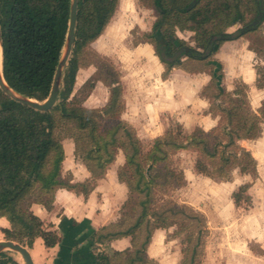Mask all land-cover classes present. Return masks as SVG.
<instances>
[{
	"label": "trees",
	"instance_id": "16d2710c",
	"mask_svg": "<svg viewBox=\"0 0 264 264\" xmlns=\"http://www.w3.org/2000/svg\"><path fill=\"white\" fill-rule=\"evenodd\" d=\"M120 2L79 0L73 52L64 70L59 101L50 112L18 103L0 89V218H6L11 226L4 233L9 240L26 241L29 247L39 237L47 247L60 242L59 233L46 228L31 207L41 204L51 210L56 191L61 188L85 195L90 191L89 184L71 183L62 175L65 152L57 132L70 126L66 131L71 133L69 137L76 144V154L92 174L93 181L105 176L120 150L126 158L118 175L129 188V198L122 207L121 218L95 232L94 248L124 237L131 238V247L125 251L98 253L99 264H154L148 255L154 234L166 227L171 216L178 215L190 222L189 227L199 229L195 241L190 240L183 250L182 264H201L204 217L194 210L190 214L187 209H176L173 205L155 207L156 188L168 184L162 182L158 171L166 157L162 148L168 144L176 150L184 149L183 143L157 140L149 152L144 151L134 128L122 120L123 89L109 65L105 66L104 74L111 87V98L104 108L84 106L97 78L84 85L90 88L84 97L74 94L81 55L104 33ZM71 3L72 0H0L3 76L17 94L39 102L49 97L66 45ZM153 6L158 18L145 38L155 45L157 56L166 66L164 77L173 68L188 72L213 69L212 57L221 46L248 34L252 35L250 47L259 54L264 52V33L259 30L262 24L251 26L264 12V0H153ZM237 23L241 28L228 33ZM178 31L194 33L196 47L188 46L177 35ZM218 72L213 85L219 80ZM263 85L260 82L259 86ZM223 94L219 90L213 97L218 100ZM220 111L223 120L216 135L197 129L187 139L189 146L198 149L203 158L218 161V175L222 176L234 160L242 157L249 164H255L250 152L238 142L261 137L264 102L259 114L253 112L247 100L239 99H233L230 106L221 107ZM196 167L200 173L209 174L203 159L197 161ZM0 264L19 263L5 252L0 255Z\"/></svg>",
	"mask_w": 264,
	"mask_h": 264
},
{
	"label": "rangeland",
	"instance_id": "374dc122",
	"mask_svg": "<svg viewBox=\"0 0 264 264\" xmlns=\"http://www.w3.org/2000/svg\"><path fill=\"white\" fill-rule=\"evenodd\" d=\"M157 18L153 0H121L119 9L103 36L88 46L81 55V68L74 94L79 93L84 97L90 90L89 86L84 88V85L90 79L97 78L95 88L84 103L85 107L102 109L106 106L111 95V87L104 74L106 65H109L118 78L123 89L122 96L125 92L133 95L136 90L139 93V79L146 81V61L135 57L133 52L139 44L147 42L145 35L152 31ZM193 36L194 33H181L188 46L196 47ZM189 65L196 67L192 63ZM247 89L244 85H237L239 97L226 92L219 100L211 97L216 94L214 89L204 90L203 95L209 96L212 103L218 104L216 106L228 107L233 99L249 102L248 96L251 95L247 94ZM142 92L141 90L140 93ZM221 107H214L212 111L218 114ZM252 108L260 111V105L256 104ZM68 127L70 126L58 129L57 135L62 141L72 139L69 137L71 133L66 131ZM219 128L214 131L213 136ZM262 129L261 137L244 144L256 157L255 164H249V160L242 157L234 160L232 167L226 168L222 176L218 175V161L203 158L198 149L190 147L187 139L190 135L184 134L182 126L174 120H171L170 127L162 136L141 140L146 153L157 140L163 143H173L176 140L185 147L176 150L166 144L162 148L166 157L158 171L163 177L162 182L168 184L156 188L155 207L173 205L176 209H187L190 214L194 210L204 217L201 228L204 244L201 264H264V124ZM80 153L83 154L82 150ZM77 157L81 159L80 156ZM200 159L207 164L209 174L197 170V161ZM247 165L248 168L244 170ZM211 175L216 176L212 178ZM5 223L0 220V241L9 240L4 229L11 226L9 222ZM189 226L190 222L182 215L170 217L166 227L159 229L152 247L154 264H182L183 250L191 243L190 240L195 241L198 237L199 229ZM21 244L30 248L26 241ZM7 253L19 264H25L18 253Z\"/></svg>",
	"mask_w": 264,
	"mask_h": 264
},
{
	"label": "crops",
	"instance_id": "0c3cea01",
	"mask_svg": "<svg viewBox=\"0 0 264 264\" xmlns=\"http://www.w3.org/2000/svg\"><path fill=\"white\" fill-rule=\"evenodd\" d=\"M240 28L241 24L228 31L234 33ZM259 30L264 33V22ZM181 33L192 34L189 31H178L177 35L181 39ZM251 38L252 35L248 34L225 42L212 57L213 69L188 72L182 68H173L166 77V66L157 56L155 46L149 42L139 44L133 53L135 57L146 61V81L139 79V93L136 90L133 95H127L126 92L123 94L122 120L134 128L140 140L162 136L170 127L171 120L178 122L183 133L190 136L197 129L206 133L214 132L221 126L223 115L221 112L214 113L212 108L216 109L218 104L203 95L208 87L209 90L214 89L216 94L220 90L223 95L227 92L232 93L233 97H239L236 94L237 85H244L248 88L247 94L251 95L248 96L251 108L257 104L261 110L264 85L260 87L259 84H264V52L259 54L250 47ZM216 72L220 77L216 85H213ZM110 98L111 95L106 105ZM253 112L260 113L255 110ZM248 141L254 140H241L238 143L257 161L253 153L245 148L244 144ZM62 145L65 152L63 177L69 178L71 183L89 184L90 191L85 195L61 188L56 191L51 210L41 204L32 205L31 211L44 222L45 227L59 233L60 242L54 247H47L44 239L39 237L28 249L35 264H99L98 253L125 251L131 247V238L124 237L94 248L95 232L121 218L122 207L130 195L128 186L119 180L118 175L126 163L125 154L120 150L105 176L93 181L92 174L77 157L74 141L67 138L62 141ZM0 220L8 222L6 218ZM159 232H155L148 248L151 260H154L151 252Z\"/></svg>",
	"mask_w": 264,
	"mask_h": 264
},
{
	"label": "water",
	"instance_id": "95a60500",
	"mask_svg": "<svg viewBox=\"0 0 264 264\" xmlns=\"http://www.w3.org/2000/svg\"><path fill=\"white\" fill-rule=\"evenodd\" d=\"M78 5H79V0H72L66 45L64 47L63 55L58 65V68H57V71L54 77L52 89H51L50 95L47 98V100L44 102H39L33 99H29V98H26V97H23L17 94L12 88H10L3 76V69L1 65V56H0V89L6 96H8L9 98H11L12 100L18 103H21L25 106H28L40 112H50L57 105L59 101V94H60V89L62 86L64 70L73 52L76 26H77V18H78ZM263 14L264 12L260 13L257 19L251 24L252 27H258L260 24L263 23ZM239 24L240 23L235 24L232 27V29L238 27ZM228 33H232V32L228 31ZM0 49L3 52L2 42H1V29H0ZM189 50H190V47H187V51ZM1 108L2 107L0 106V110ZM9 251L20 254L25 264H35L34 259L29 249L25 247L24 245H22L21 243H18L12 240L0 241V255L5 252H9Z\"/></svg>",
	"mask_w": 264,
	"mask_h": 264
},
{
	"label": "bare ground",
	"instance_id": "6f19581e",
	"mask_svg": "<svg viewBox=\"0 0 264 264\" xmlns=\"http://www.w3.org/2000/svg\"><path fill=\"white\" fill-rule=\"evenodd\" d=\"M0 56H1V65H2V69H3V52L1 49H0Z\"/></svg>",
	"mask_w": 264,
	"mask_h": 264
}]
</instances>
